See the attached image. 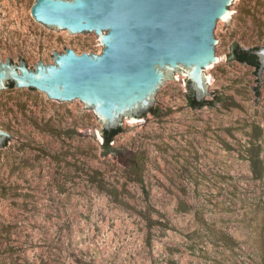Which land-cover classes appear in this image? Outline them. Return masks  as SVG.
Masks as SVG:
<instances>
[{"label": "rangeland", "instance_id": "obj_1", "mask_svg": "<svg viewBox=\"0 0 264 264\" xmlns=\"http://www.w3.org/2000/svg\"><path fill=\"white\" fill-rule=\"evenodd\" d=\"M34 2L0 0L1 60L101 53L99 38L53 34ZM219 32L208 75L221 100L193 107L178 74L111 153L84 104L0 89L12 142L0 150V264H264V77L232 55L235 43L264 46V0H238Z\"/></svg>", "mask_w": 264, "mask_h": 264}, {"label": "water", "instance_id": "obj_2", "mask_svg": "<svg viewBox=\"0 0 264 264\" xmlns=\"http://www.w3.org/2000/svg\"><path fill=\"white\" fill-rule=\"evenodd\" d=\"M237 7L238 0H35L33 17L53 34L99 38L103 49L67 47L53 52V63L34 67L0 59V89L14 82L64 106L84 104L108 130L149 110L178 74L188 77L198 101L212 100L208 72L221 64L219 25ZM251 52L264 77V46ZM10 136L0 128V150Z\"/></svg>", "mask_w": 264, "mask_h": 264}, {"label": "trees", "instance_id": "obj_3", "mask_svg": "<svg viewBox=\"0 0 264 264\" xmlns=\"http://www.w3.org/2000/svg\"><path fill=\"white\" fill-rule=\"evenodd\" d=\"M255 48H257V47H255ZM252 49L253 48H243L239 43H235L233 45L232 55H233L234 59H236L242 63H246L248 65L255 67V72L257 73V70L259 68L260 63L258 61L257 56L251 52ZM9 85L14 86L15 84H14V82H10ZM217 100H221V97H216L215 100L214 99L213 100L204 99L203 101H198L194 95H192V96L190 95V102H191V105L193 107H202V106L207 105V104H213ZM150 110H154V109L151 108ZM254 129L256 131V134L261 133L262 128L260 127V125L255 124ZM121 131H122V127H120V126L118 128H114L111 130H108L105 128L102 130V132H101L102 147L105 148L106 153H111V152L115 151V147L111 144V142L115 141L116 136ZM254 157H255V159H254L255 162H259L257 153L254 154ZM262 173H263V170H261L260 176Z\"/></svg>", "mask_w": 264, "mask_h": 264}, {"label": "bare ground", "instance_id": "obj_4", "mask_svg": "<svg viewBox=\"0 0 264 264\" xmlns=\"http://www.w3.org/2000/svg\"><path fill=\"white\" fill-rule=\"evenodd\" d=\"M131 121V120H130Z\"/></svg>", "mask_w": 264, "mask_h": 264}]
</instances>
